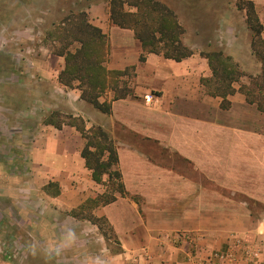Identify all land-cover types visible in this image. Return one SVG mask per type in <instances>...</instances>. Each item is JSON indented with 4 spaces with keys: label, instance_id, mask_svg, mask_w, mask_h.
Here are the masks:
<instances>
[{
    "label": "crops",
    "instance_id": "0c3cea01",
    "mask_svg": "<svg viewBox=\"0 0 264 264\" xmlns=\"http://www.w3.org/2000/svg\"><path fill=\"white\" fill-rule=\"evenodd\" d=\"M108 3L91 5L90 20L107 35L105 66L116 89L129 93L115 99L107 88L100 100L112 110L100 111L60 82L63 65L53 63L61 57L36 68L42 78L34 88L43 104L110 133L129 194L92 209L111 226L106 235L73 213L105 189L86 166L81 132L68 124L21 128L33 137L20 158L0 155V264H212V252L229 247L235 264H264V112L247 101L240 81L226 97L209 91L210 49L200 34L185 38L193 53L179 61L145 52L135 29L111 20ZM256 7L264 24V1ZM233 37L225 54L244 70L256 68L251 44L242 51L240 33ZM245 246L257 256L244 258Z\"/></svg>",
    "mask_w": 264,
    "mask_h": 264
},
{
    "label": "trees",
    "instance_id": "16d2710c",
    "mask_svg": "<svg viewBox=\"0 0 264 264\" xmlns=\"http://www.w3.org/2000/svg\"><path fill=\"white\" fill-rule=\"evenodd\" d=\"M110 17L119 26L135 29L145 52L163 53L166 57L178 61L193 53L182 40L185 29L177 13L161 1L111 0ZM247 21L253 32L252 51L259 60L261 69L254 81L258 89L242 84L240 90L245 93L249 103L257 104L259 110L264 112V24L256 11L254 2L250 3ZM54 32L60 39H71V42L79 43L76 49H62L59 53L65 57V67L59 74L60 82L67 87H72L74 81H80L81 98L100 111L111 113V101L100 100L107 88L116 89L112 87L115 79L110 77L111 73L105 66L109 51L107 35L91 22L85 10L69 15ZM207 56L213 76L203 81L209 91L224 97L235 92L233 81H240L242 75L238 66L231 62V57H225L221 50L210 51ZM128 93L126 91L122 95H115L114 98L124 97ZM59 116L60 113L55 112L46 117L45 123L59 128L63 124H68L75 126L81 132L86 140L81 152L86 166L91 170L93 180L106 185L103 193L89 197L79 208L74 209L73 213L76 216L91 219L106 235H111L112 228L107 220L94 216L92 209L115 201L118 193L123 196L129 194L118 168L119 156L115 140L101 125L95 124L88 128L82 116L70 114L67 116L68 120H61ZM87 210L91 211L89 217L86 214ZM106 225L108 231L104 228Z\"/></svg>",
    "mask_w": 264,
    "mask_h": 264
},
{
    "label": "rangeland",
    "instance_id": "374dc122",
    "mask_svg": "<svg viewBox=\"0 0 264 264\" xmlns=\"http://www.w3.org/2000/svg\"><path fill=\"white\" fill-rule=\"evenodd\" d=\"M102 1H108L110 9L111 0H0V155L20 158L18 156L23 150L21 146L24 143H30L28 140L33 137L23 135L21 128L31 129L37 133L42 126L46 125L47 116L59 112L61 120H68L67 116L73 114L52 109L51 106L42 103L41 87L34 88V85L41 86L42 78L36 68L51 62V59L56 62V59L61 57V61L53 63V66L63 65L64 69L65 57L59 54L60 51L74 50L79 43L71 42V39L58 38L54 32L56 27L74 12L85 10L91 19L89 8ZM158 1L167 4L177 13L185 29L182 36L184 43L186 37L187 41H193L194 37L200 34L199 41L206 47L205 49H210L209 52L221 50L226 57L229 55L225 54V48L229 50L233 47L234 32L240 33L237 44L242 45L240 47L242 51L246 49L248 43L251 44L253 32L247 21L250 3L254 2L256 6L257 1L264 0ZM258 4L260 6V3ZM220 34L227 38L226 43L221 45L217 42ZM254 57L253 64L257 65L256 68L252 66L251 69L247 67L244 70L232 57L231 62L236 64L242 72L241 84L258 89L254 81L260 73L261 64L255 55ZM116 84L119 86L120 82L115 79L112 87L116 88ZM72 85L67 88H77L80 94L82 93L79 89L80 81L76 80ZM124 86L122 84V87ZM115 90V95L126 92L120 87ZM47 94L45 93V96ZM48 95L51 96V94ZM86 125L88 128L91 127L87 122ZM6 130L11 132L6 134L4 132ZM103 186L104 192L106 185ZM118 195L121 194L118 193L117 197ZM86 214L89 217L91 211L87 210ZM104 228L108 231L107 225Z\"/></svg>",
    "mask_w": 264,
    "mask_h": 264
},
{
    "label": "built area",
    "instance_id": "2783aa9c",
    "mask_svg": "<svg viewBox=\"0 0 264 264\" xmlns=\"http://www.w3.org/2000/svg\"><path fill=\"white\" fill-rule=\"evenodd\" d=\"M156 95L154 93H150L147 95V99L149 102H152L155 99ZM185 236V234L183 235ZM237 245L240 244L239 241H236ZM258 254V251L256 249H253L249 246H245L242 249V256L246 259H249L251 257H256ZM211 263L212 264H235L236 261L239 260V256L237 255L236 249L229 247L228 249H220L215 250L210 255ZM194 264H197L195 262Z\"/></svg>",
    "mask_w": 264,
    "mask_h": 264
}]
</instances>
